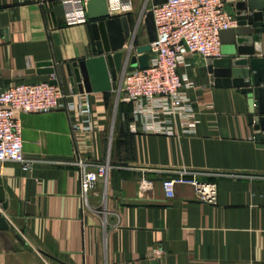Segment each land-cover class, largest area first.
<instances>
[{"label":"crops","instance_id":"0c3cea01","mask_svg":"<svg viewBox=\"0 0 264 264\" xmlns=\"http://www.w3.org/2000/svg\"><path fill=\"white\" fill-rule=\"evenodd\" d=\"M65 1L0 0V15L8 19L0 25V83L41 81L49 71L42 65L53 63L67 101L88 96L94 127L74 135L78 119L66 111L21 116L24 153L38 162L28 171L0 163L11 225L0 231V264H264V143L251 120L254 96L218 87L208 60L190 55L180 72L193 83L195 129L177 116L172 134L141 130L135 105L120 99L122 72L110 90L75 92L68 65L98 51L88 17L71 24ZM225 1L238 14L247 0ZM133 3L132 27L139 8ZM239 28L223 33L219 59L250 57L236 51ZM254 38L255 57L264 58V32ZM77 155L112 165L86 209L80 171L70 164ZM184 169L209 173L201 179L218 184L217 203L201 201L187 185L166 198L163 180Z\"/></svg>","mask_w":264,"mask_h":264},{"label":"built area","instance_id":"2783aa9c","mask_svg":"<svg viewBox=\"0 0 264 264\" xmlns=\"http://www.w3.org/2000/svg\"><path fill=\"white\" fill-rule=\"evenodd\" d=\"M107 1L111 17H124L134 10L133 0ZM145 1L146 7L151 5L152 0ZM65 2L71 24L87 22L88 0ZM152 12L157 40L151 44L148 67L126 65L121 76L120 99L135 105V118L144 123L143 131L172 134L173 127L169 125L177 116H181L185 125L194 130L197 114L188 96V89L193 87V83L180 72V67L190 55L207 60L221 58L222 35L240 26L239 14L230 11L225 0H166L153 5ZM49 76L50 80L58 83L36 81L0 86V163H19L28 171L38 162L27 158L24 153L23 114L66 111L74 113L78 119L73 124L74 135L89 133L94 129L88 96L78 95V102L67 101L57 73ZM132 129L134 132L138 130L135 123ZM70 164L80 171L81 198L86 209L99 183L108 182L112 165L109 161L92 162L80 155ZM208 175L188 169L177 171L162 182L166 198L175 199L177 187L187 185L194 188L201 201L217 203L218 184L201 179ZM142 185L148 189L151 183L144 181ZM157 254H162V251L157 250Z\"/></svg>","mask_w":264,"mask_h":264},{"label":"water","instance_id":"95a60500","mask_svg":"<svg viewBox=\"0 0 264 264\" xmlns=\"http://www.w3.org/2000/svg\"><path fill=\"white\" fill-rule=\"evenodd\" d=\"M237 7L240 28L237 30L238 48L236 51L239 56H250L251 58L209 59L208 63L210 71L215 74L218 87H236L254 96L257 109L256 115L251 117V120L256 129L262 132L257 135V139L264 143V58L255 57L254 38V35L264 32V0L243 1ZM86 12L92 25L98 56L68 65V76L75 92L110 90L112 80H117L118 74L123 72L128 63L132 67H148L151 44L157 40V29L152 11L148 12L145 17L149 43L137 47L138 54H132L134 44L129 45L130 48L127 49L133 36V27L128 16L111 17L107 0H88ZM0 25H8L6 15H0ZM3 31L4 29H1L0 33L2 34ZM232 55H236V52ZM42 66L49 67V71L47 75L41 77V81L57 84V81L50 80L49 75L53 72L59 74L58 69L53 68V63ZM0 86L4 87L3 83H0ZM0 201V231H9L11 225L4 215V211L9 207V199L3 191ZM17 238L23 242L20 234Z\"/></svg>","mask_w":264,"mask_h":264},{"label":"rangeland","instance_id":"374dc122","mask_svg":"<svg viewBox=\"0 0 264 264\" xmlns=\"http://www.w3.org/2000/svg\"><path fill=\"white\" fill-rule=\"evenodd\" d=\"M136 7H139L135 10V23L133 27V36L129 41V45L134 44V53H137V47L146 45L149 43V37L147 32V27L145 23V17L148 12L152 11V5L146 7L145 0H134Z\"/></svg>","mask_w":264,"mask_h":264}]
</instances>
